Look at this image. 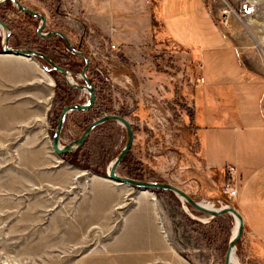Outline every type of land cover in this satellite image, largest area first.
Masks as SVG:
<instances>
[{
    "label": "rangeland",
    "instance_id": "obj_1",
    "mask_svg": "<svg viewBox=\"0 0 264 264\" xmlns=\"http://www.w3.org/2000/svg\"><path fill=\"white\" fill-rule=\"evenodd\" d=\"M20 1L46 16L44 33L63 32L90 58L95 105L67 115L62 146L94 119L125 116L135 139L119 174L172 183L212 209H237L235 197L225 192L229 168L210 169L202 155L200 58L166 30L158 15L161 0ZM208 1L242 61L264 76V0ZM246 2L254 10L244 16L239 9ZM180 6L172 17L175 27L168 25L188 38L186 24L199 27L204 18ZM0 19L14 28L10 46L46 48L73 72L74 83H84L85 58L70 54L61 39H39L41 20L10 0L0 8ZM4 39L0 28V51ZM50 69L43 60L0 54V264H223L236 225L232 214L212 218L172 191L141 190L106 177L126 142L122 124L99 125L70 155L54 151L63 106L86 103L89 94L78 89L63 96L57 86L62 77ZM141 203L154 205L158 229L176 248L163 261L135 256L140 252L130 247L135 229L143 232L150 224L144 210H134ZM256 247L245 226L236 248L241 264H264V251Z\"/></svg>",
    "mask_w": 264,
    "mask_h": 264
},
{
    "label": "crops",
    "instance_id": "obj_2",
    "mask_svg": "<svg viewBox=\"0 0 264 264\" xmlns=\"http://www.w3.org/2000/svg\"><path fill=\"white\" fill-rule=\"evenodd\" d=\"M183 3L187 14L204 18L199 16L203 21L199 27L184 25L188 38L178 37L169 26L175 27L172 17L181 12ZM158 15L169 34L200 58L205 88L201 119L206 123L200 129L202 155L210 169L223 173L230 167L236 170L237 209L256 248L264 251V76L242 61L208 0H161ZM154 209L152 203L134 209L144 210L150 224L143 232L135 229L137 239H132L130 247L141 253L135 256L163 261L166 253L176 248L158 229Z\"/></svg>",
    "mask_w": 264,
    "mask_h": 264
},
{
    "label": "water",
    "instance_id": "obj_3",
    "mask_svg": "<svg viewBox=\"0 0 264 264\" xmlns=\"http://www.w3.org/2000/svg\"><path fill=\"white\" fill-rule=\"evenodd\" d=\"M8 0H0V5L3 4ZM12 1L20 10L25 11L33 16L39 17L41 20V23L38 27V33L43 37H48L53 34L60 35L65 42L67 43L70 50L76 54H79L85 58V65L81 72V77L84 80L83 84H79L77 82L73 83L70 81V75H73V72L70 71L68 68L61 66L56 61H54L50 56H48L46 53L33 49V48H14L10 46V36L12 33V30L10 26L3 20L0 19V25L7 31L5 34V39L3 42V49L0 51V54L5 55H14L19 56L23 58H31V59H37V61L40 63V59L45 61L53 70L59 71L63 73L64 77L66 78L67 82L76 88L85 90L89 94L88 101L86 103H75V104H69L65 105L61 111L58 125L55 131V134L52 138V147L54 151L61 155L65 152H72L75 151L77 148L82 146L88 136L92 133V131L99 125L108 122V121H115L120 124H122L126 129V142L120 153L117 155V157L112 161L110 165V169L108 170L106 177L110 180H114L117 182H120L121 184H128L132 187H138L140 189H146V190H154V189H163V190H169L174 192L176 195H178L180 198H182L184 201H187L190 205H192L197 210L209 215L212 218H215L217 216L223 215V214H236L239 219V226H240V233L239 236L229 242L228 250L225 256V260L223 264H231L230 261V251L232 248L237 247V244L239 241L243 238L244 232H245V222L243 215L233 206H226L224 208L219 209H210L205 206H203L199 201H197L195 198H193L188 192H186L184 189L168 182H161V181H146V180H139L132 177L124 176L119 174L118 167L121 164V162L124 160L126 155L131 150L134 139H135V133L134 128L132 126V123L125 117L119 114H105L104 116L94 119L92 123L83 131V133L78 137L77 139L71 141L70 143L64 145L63 147L60 146L61 144V135L64 129L65 120L67 115L70 112L76 111V110H87L94 106L96 101V88L94 86V83L89 79L87 75V69L90 64V58L86 53H84L81 50H78L74 48L72 45L70 39L61 31L58 30H52L47 33H44V29L47 23L46 16L39 12L32 10L28 8L26 5H24L20 0H10Z\"/></svg>",
    "mask_w": 264,
    "mask_h": 264
},
{
    "label": "trees",
    "instance_id": "obj_4",
    "mask_svg": "<svg viewBox=\"0 0 264 264\" xmlns=\"http://www.w3.org/2000/svg\"><path fill=\"white\" fill-rule=\"evenodd\" d=\"M8 1H9V0H8ZM6 3H7V1H6ZM6 3L1 4V5H0V8H1L3 5H5ZM18 10H19L20 12L24 13L25 15H27L28 17L35 18V19H39V20H40L39 17L33 16V15H31V14L25 12V11L20 10L19 8H18ZM7 24H8L10 27H12L11 24H9V23H7ZM12 31H13V33H12V36H11L10 41H12V40L14 39V36H15L14 28H12ZM36 36L39 37V39H41V40H43V41H49V40H52V39H54V40H55V39H61L63 45L67 48L68 52H69L70 54H72V55H76V53H74V52H72V51L70 50V48L68 47V45H67V43L65 42V40H64L60 35H58V34H53V35L48 36V37H42V36H40V34L37 32V33H36ZM40 50H42V51H44L46 54L52 56L48 49H46V48H42V49H41V48H40ZM78 55H79V54H78ZM52 58H53L54 60L56 59L54 56H52ZM50 72L53 73L54 76L57 75V77H58V75H60V76L62 77V78H61L62 80H61V79H58V83H59V84H57V86H58V85L61 86L62 90L64 91L63 96L65 95V93H67V95H68V94H70L71 92H73V91H75V90H78V88L71 86V85L67 82L66 78L64 77V75H63L61 72L56 71V70H53V69H50ZM88 76H89V79L94 83L93 79H91V77H90V75H89V72H88ZM94 85H95V83H94ZM95 88H96V87H95ZM65 91H68V92H65ZM65 105H67V104H65ZM65 105H64V106H65ZM94 105H95V104H94ZM64 106H63V107H64ZM93 107H94V106H93ZM93 107H92V108H93ZM92 108L87 109V110H76V111H74V112H77V111H78V112H88V111H90ZM62 109H63V108H62ZM105 123H106V122H105ZM103 124H104V123H103ZM97 127H98V126H97ZM83 145H84V144H83ZM83 145H82V146H83ZM82 146H80L78 149H80ZM71 153H73V152H65V153H63V155H64V156H67V155H70ZM126 159H127V157L124 158V160H123L121 163H123ZM135 177H136V176H135ZM137 178H138V177H136L135 179H137ZM140 180H141V179H140Z\"/></svg>",
    "mask_w": 264,
    "mask_h": 264
},
{
    "label": "built area",
    "instance_id": "obj_5",
    "mask_svg": "<svg viewBox=\"0 0 264 264\" xmlns=\"http://www.w3.org/2000/svg\"><path fill=\"white\" fill-rule=\"evenodd\" d=\"M254 7L250 3L242 4V7L239 9L242 15L252 14ZM225 192L231 197H236L238 194V176L234 167L229 168V180L225 187Z\"/></svg>",
    "mask_w": 264,
    "mask_h": 264
},
{
    "label": "bare ground",
    "instance_id": "obj_6",
    "mask_svg": "<svg viewBox=\"0 0 264 264\" xmlns=\"http://www.w3.org/2000/svg\"><path fill=\"white\" fill-rule=\"evenodd\" d=\"M0 28L4 30L5 34L7 33V31H6L1 25H0ZM25 59H30V60H32V61H36L37 63H39V62L37 61V59H31V58H25ZM40 63H42V59H40ZM49 67H50V66H49ZM73 80H74L73 75H70V81H72V82L74 83ZM60 146L63 147L61 144H60ZM112 181H114V180H112ZM114 182H116V183H118V184H121L120 182H117V181H114ZM141 190H146V189H141ZM181 199H182V198H181ZM182 200H183V199H182ZM200 203H203V202H200ZM205 205H206V206H205ZM203 206L212 209L213 204L207 202L206 204H203ZM224 207H226V206H224ZM232 215H233V216L235 217V219H236V225H235V230H234V232H233V236H232L231 241L235 240V239L239 236V233H240V226H239V219H238V216H237L236 214H232ZM236 248H237V247L232 248L231 251H230V261H231V264H241L240 261H239V260L237 259V257H236Z\"/></svg>",
    "mask_w": 264,
    "mask_h": 264
},
{
    "label": "flooded vegetation",
    "instance_id": "obj_7",
    "mask_svg": "<svg viewBox=\"0 0 264 264\" xmlns=\"http://www.w3.org/2000/svg\"><path fill=\"white\" fill-rule=\"evenodd\" d=\"M52 69V68H51ZM63 74V73H62ZM79 89V88H78Z\"/></svg>",
    "mask_w": 264,
    "mask_h": 264
}]
</instances>
